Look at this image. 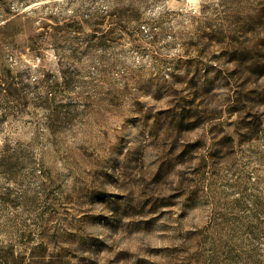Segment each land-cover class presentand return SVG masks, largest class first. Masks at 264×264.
I'll use <instances>...</instances> for the list:
<instances>
[{"label": "rangeland", "instance_id": "1", "mask_svg": "<svg viewBox=\"0 0 264 264\" xmlns=\"http://www.w3.org/2000/svg\"><path fill=\"white\" fill-rule=\"evenodd\" d=\"M0 264H264V0H0Z\"/></svg>", "mask_w": 264, "mask_h": 264}]
</instances>
